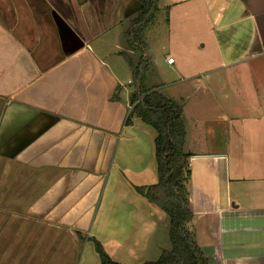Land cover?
I'll use <instances>...</instances> for the list:
<instances>
[{
  "label": "crops",
  "instance_id": "0c3cea01",
  "mask_svg": "<svg viewBox=\"0 0 264 264\" xmlns=\"http://www.w3.org/2000/svg\"><path fill=\"white\" fill-rule=\"evenodd\" d=\"M139 6L136 0H0V264H101L95 241L120 264L156 262L172 251L153 223L162 221V211L146 198L126 212L101 211L122 136L141 120L126 126L131 80L124 84L114 66L122 63H108L100 52L120 56L135 72L141 55L127 35ZM158 10L168 11L173 33L181 28L197 40L199 53L213 46L231 55L233 65L241 62L229 48L235 44L223 48L211 39L242 22L251 35L239 51L252 55L254 70L264 60V0H158ZM143 43L149 68L151 50ZM175 53L186 49L174 46L165 64L181 72ZM186 58L196 59L191 73L211 60ZM250 84L264 106V79ZM225 115L204 122L196 139L185 127L190 232L209 264H264V110ZM200 144L205 150L191 152Z\"/></svg>",
  "mask_w": 264,
  "mask_h": 264
},
{
  "label": "rangeland",
  "instance_id": "374dc122",
  "mask_svg": "<svg viewBox=\"0 0 264 264\" xmlns=\"http://www.w3.org/2000/svg\"><path fill=\"white\" fill-rule=\"evenodd\" d=\"M214 26L213 29L219 32L221 22L217 18L214 19ZM171 27L168 11L158 10L154 23L144 30L143 41L145 40L147 48L151 50L152 62V65L149 66L144 74V80H146L147 86L157 88L156 90L166 99L175 102L182 108L185 127L188 128L189 134L193 139L197 137L196 131L198 127L201 128L204 122H209L210 125L214 120H224L225 112L247 114L251 110H264V106L259 102V96L257 97L253 94L255 93L254 87L250 84L254 78L258 80L264 79V60L254 64L253 68H256L254 70L250 67L252 55L247 54V56L239 51L242 50L244 52L250 42V26L248 28L246 24L243 25L242 22H239L234 27V33H224L223 31L221 35L224 37H219L218 40L211 39V44L212 41L213 43L217 41L220 42V45H223V48L225 44L229 46V43L233 42L235 47L229 46V48L231 51L239 52L238 56L241 55L239 57L241 60L240 65H233L232 61L234 58L231 59V55L218 54V50L216 49L215 51L211 44L208 45L211 46L208 47L210 53L204 55L199 53L195 43L196 39L181 33V28H178L179 30L173 33ZM171 33L176 35V37L171 38ZM243 35H246V38ZM108 37L109 35L102 41H107ZM174 46L186 49V54H173L175 58L179 59L181 57L182 59L180 64L181 72H176V67L171 69L165 64V59ZM95 47L98 48L100 45L96 44ZM100 54L107 58L108 63L114 64L115 61L122 63L121 67L114 64L116 67L115 72L120 76L124 84H127L128 79L131 80L130 85L127 87H129L128 90L132 94L136 87L133 81L134 70L132 68L128 69L129 66L125 60L114 53L105 55V53L100 52ZM208 55L211 60L207 63L206 68L197 67L191 73L190 66L195 63L196 59L190 63L186 57L190 58L192 56L194 58V56H199L204 58ZM218 56L221 58L219 59ZM219 83L223 85H219ZM263 97L264 94L261 95L260 99ZM129 135L132 136L131 140L128 137ZM155 136V131L141 121L137 122V130L123 134L121 144L115 154L112 172L107 177V184L103 190L105 194L101 203V211L114 207L117 210L123 209L126 212L134 207H142L137 200L142 201L145 197L138 193L136 188H144L158 182L157 162L153 143ZM195 146L191 147V152H202L205 150L204 145ZM145 203L148 206H153L148 201ZM156 210L158 213L161 212L159 208H156ZM162 215L163 218L160 223L156 220H153V223L160 228L161 235L165 234V239L171 243L169 239L170 218L163 211ZM104 218L107 219V214ZM117 221L120 220L118 219ZM112 222H116V218ZM122 222L126 224L122 233V236H124L128 231L127 217ZM153 258L151 257L148 260L152 261L154 260Z\"/></svg>",
  "mask_w": 264,
  "mask_h": 264
},
{
  "label": "trees",
  "instance_id": "16d2710c",
  "mask_svg": "<svg viewBox=\"0 0 264 264\" xmlns=\"http://www.w3.org/2000/svg\"><path fill=\"white\" fill-rule=\"evenodd\" d=\"M136 1L140 4L139 14L127 36L133 51L140 53L141 57L133 79L136 88L129 99L132 110L125 124L131 126L132 119L136 117L156 133L154 146L158 182L144 188L137 187L136 190L169 216L172 244V251H163L158 261L144 264H209L190 232L193 213L189 207L187 188L191 179L192 155L184 150L186 129L183 110L156 89H147L143 85L148 69L143 35L144 30L155 21L158 0ZM126 59L131 64L130 59ZM95 247L101 264H119L107 255L99 242L95 241Z\"/></svg>",
  "mask_w": 264,
  "mask_h": 264
},
{
  "label": "built area",
  "instance_id": "2783aa9c",
  "mask_svg": "<svg viewBox=\"0 0 264 264\" xmlns=\"http://www.w3.org/2000/svg\"><path fill=\"white\" fill-rule=\"evenodd\" d=\"M167 62L169 65H174L175 60H174V58H168Z\"/></svg>",
  "mask_w": 264,
  "mask_h": 264
}]
</instances>
